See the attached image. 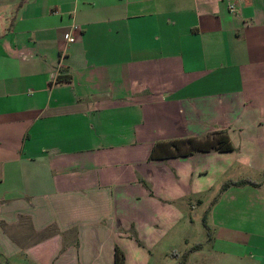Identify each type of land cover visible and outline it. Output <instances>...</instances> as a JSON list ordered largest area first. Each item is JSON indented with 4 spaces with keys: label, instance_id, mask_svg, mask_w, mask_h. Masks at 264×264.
I'll list each match as a JSON object with an SVG mask.
<instances>
[{
    "label": "crops",
    "instance_id": "crops-1",
    "mask_svg": "<svg viewBox=\"0 0 264 264\" xmlns=\"http://www.w3.org/2000/svg\"><path fill=\"white\" fill-rule=\"evenodd\" d=\"M219 181L184 264H264V0H0V264H130Z\"/></svg>",
    "mask_w": 264,
    "mask_h": 264
},
{
    "label": "rangeland",
    "instance_id": "rangeland-1",
    "mask_svg": "<svg viewBox=\"0 0 264 264\" xmlns=\"http://www.w3.org/2000/svg\"><path fill=\"white\" fill-rule=\"evenodd\" d=\"M217 186L206 191L200 195H194L193 198H200L203 200L202 205L185 202V212H187L186 224L179 227L178 235L172 233L167 235L151 249V254H128L130 264H180L185 262L183 254L179 257H174L168 254L173 249L183 252L195 242H202L206 240V231L202 226V216L208 208L209 201L218 193ZM217 192V193H216ZM192 207V208H191ZM189 218V219H188ZM193 246V245H192ZM190 248V247H189ZM185 252V251H184ZM195 261V259H193ZM200 261V260H199Z\"/></svg>",
    "mask_w": 264,
    "mask_h": 264
},
{
    "label": "trees",
    "instance_id": "trees-1",
    "mask_svg": "<svg viewBox=\"0 0 264 264\" xmlns=\"http://www.w3.org/2000/svg\"><path fill=\"white\" fill-rule=\"evenodd\" d=\"M60 79H62V76H59V80ZM183 141L184 140L179 139V140H173L171 142H162V143L156 144L152 149L150 157L151 158L152 157L163 158L169 155H186L196 150H201V151H208L211 149L231 150L233 148L231 142L228 139L227 134L224 132H214L211 135L207 136L205 139L198 140L197 141L198 145H194V147L191 145H188L187 148H182L183 145L181 143ZM188 141H190V139H188ZM170 144H173L174 147L171 148ZM159 147H161L160 148L161 152H158V150H156V149H159ZM245 184H255V183H253L251 180H248V179H241V180H235V181L227 180L222 183L220 187V192L224 191L231 185L241 186ZM203 225L207 229V225L205 223L204 217H203ZM200 245L201 244H195L191 249H196L197 247H200ZM189 251L184 252L182 257L186 258ZM124 259H125V256H124L123 251L118 246H115L114 264H124ZM180 264H184V262H181Z\"/></svg>",
    "mask_w": 264,
    "mask_h": 264
},
{
    "label": "built area",
    "instance_id": "built-area-1",
    "mask_svg": "<svg viewBox=\"0 0 264 264\" xmlns=\"http://www.w3.org/2000/svg\"><path fill=\"white\" fill-rule=\"evenodd\" d=\"M230 7L231 9L233 8L232 5ZM72 29H76V26H71V28L63 34V38L67 43H72L75 41V36L71 33Z\"/></svg>",
    "mask_w": 264,
    "mask_h": 264
}]
</instances>
